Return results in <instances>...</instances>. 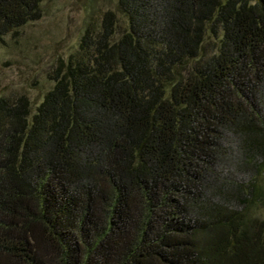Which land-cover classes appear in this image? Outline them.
<instances>
[{
  "label": "trees",
  "instance_id": "trees-1",
  "mask_svg": "<svg viewBox=\"0 0 264 264\" xmlns=\"http://www.w3.org/2000/svg\"><path fill=\"white\" fill-rule=\"evenodd\" d=\"M48 78L0 96V264H264V0H117Z\"/></svg>",
  "mask_w": 264,
  "mask_h": 264
},
{
  "label": "rangeland",
  "instance_id": "rangeland-1",
  "mask_svg": "<svg viewBox=\"0 0 264 264\" xmlns=\"http://www.w3.org/2000/svg\"><path fill=\"white\" fill-rule=\"evenodd\" d=\"M116 1L42 0L40 17L0 43V96L23 95L34 110L53 85L52 70L76 50L88 25L96 26L105 11L116 12ZM254 212L264 218V211Z\"/></svg>",
  "mask_w": 264,
  "mask_h": 264
}]
</instances>
